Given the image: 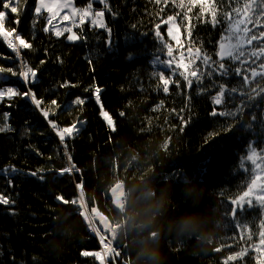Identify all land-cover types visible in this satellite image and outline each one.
<instances>
[{"label":"trees","instance_id":"1","mask_svg":"<svg viewBox=\"0 0 264 264\" xmlns=\"http://www.w3.org/2000/svg\"><path fill=\"white\" fill-rule=\"evenodd\" d=\"M75 1L78 8L91 3L93 9L104 12L110 36L80 19L68 27L80 40H67L70 32L56 36L53 31H44L49 24L47 11L35 16L38 0H26V4L21 0L19 25L9 16L5 28H16L32 48H21L17 57L0 38V67H12L18 73H0V87H15L21 93L30 89L42 101L39 109L25 96L4 98L0 103V127L12 129L0 132V195L10 201L0 203V264H100L93 255H82L102 250L84 207L87 205L91 215L97 208L111 220L113 229H118L112 219L111 188L117 182H135L153 171L161 184L176 180L174 198L181 210L188 208L181 193L182 177L188 175L210 191L206 202L219 205L225 213L217 241L200 257H194L190 242L169 239V264H225L228 256L242 249H247L246 254L227 264H264L259 236L264 231L260 226L263 207L245 204L241 213L239 206L232 204L254 176L247 156L253 148L264 151V78L251 75L253 70L264 72V56L257 59L248 55L253 49L259 51L256 41L245 44V57L234 63L223 62L230 69L240 67L247 81L230 70L228 78L214 74L210 80L205 74L201 84L194 81L191 88L179 76L185 69L176 67L184 62L188 71L199 67L206 72L200 60H193L197 49L212 61L219 60L220 42L229 34L224 31L227 24L221 14L237 7L236 0L231 4L229 0H214L221 20L216 27L205 22L210 14L200 17L199 4L189 12L188 0H184V7H177L180 0ZM169 16L180 27L181 49L168 35ZM157 24L164 43L172 47L176 75L168 68L157 69L153 63L159 56L168 59L166 53H160ZM248 27L264 31L261 26ZM22 62L36 71L33 83L26 85L19 76ZM159 73L170 80L168 93L162 91ZM219 85H223L225 97L215 105L212 97L219 94ZM96 87L101 89L100 103L112 117L115 131L100 114L101 107L94 98ZM77 98L85 99V103L76 104ZM41 109L48 111L47 119ZM213 111L232 115L212 116ZM48 120L60 128L75 123L79 132L66 137L62 144ZM64 144L79 171L60 175L68 166ZM33 172L37 176L31 175ZM112 239L113 251L119 256L108 263L127 264L132 251L127 240L117 235Z\"/></svg>","mask_w":264,"mask_h":264},{"label":"snow or ice","instance_id":"2","mask_svg":"<svg viewBox=\"0 0 264 264\" xmlns=\"http://www.w3.org/2000/svg\"><path fill=\"white\" fill-rule=\"evenodd\" d=\"M26 4V0H24ZM232 0H229V3L231 4ZM237 7L232 8L231 12H224L222 13V18L226 22L227 27L224 29L225 32L229 33V35L222 38L220 42V51L217 53L219 56L218 61H212L211 57H209L207 54L201 55L200 50H196V54L193 57V60H200L202 62V65L204 66L206 72H201L199 67H194L191 71H188L187 65H184L182 62L176 65L178 68H184L185 71L179 72V76L183 77L185 81V86L187 88H191L194 81L197 85H200L202 80L204 79L205 74H207V77L212 80L213 75H217L220 77L228 78L229 71L231 70L237 77H241L244 81H247L248 77L246 75H242L241 68L236 67L234 69H230L226 64L223 62L225 60H230L233 63L236 61H240L242 57H245V51L243 50V46L245 44L252 45L254 41L258 43L259 51L251 50L248 55L250 57H256L259 59V57L264 56V44H260V41H264V31H253L248 27V25L255 26H261L264 27V25H261V20L264 19V0H259V3H257V0H245V2L241 3V0H236ZM156 3H160V0H156ZM199 4L200 5V17L203 18L206 13L210 14V19L206 20L205 22L211 23L213 27H216L218 24H220L221 20L218 19L217 11H216V4L214 0H188V8L187 10L191 12L192 6H195ZM21 0H0V38H3L4 42H6L8 48H10L17 57L20 55L21 48L23 49H30L32 48V44H30L20 33L16 31V28H11L10 30H6L5 24L6 20L9 16H12V23L15 25H19L20 18L18 14V7H21ZM68 5L60 3L59 0H38V4L34 7V14L36 17H39L43 14L44 11H47L50 15L48 17V23L51 25L52 21L59 15L60 10H62L64 7H67ZM177 7H184V0H180V3L177 5ZM92 4L89 3L87 8L85 9H76L75 11L80 12V22L84 23L85 17L92 15L91 12ZM259 9V11H257ZM232 13H235L236 16L233 17ZM16 14V15H13ZM104 16V12H98L93 17L91 23L94 26H98L100 29L105 30L106 35L110 36L111 30L110 27H108L104 20L102 19ZM243 17V18H241ZM64 20H68L69 17L65 15L63 17ZM174 17L169 16L167 18V22H174ZM188 17L185 15V20H187ZM73 23H75L73 21ZM243 26V27H241ZM53 28H56L55 25H53ZM160 25H156L155 35L157 39L160 41L162 47L160 48V53H166V56L168 59H161L159 56V59L157 61L158 64L164 65L166 68H168L171 71L172 75H176L175 70L173 69V61L176 59L173 56V50L171 45L164 43L163 38L161 37V33L159 31ZM44 31H48V28H45ZM64 32H71V28H65L63 31L56 29L55 35L61 36ZM172 28H169V35H172ZM190 34V33H189ZM174 39L179 41V35L178 31L175 36H173ZM81 37L76 36L75 33L68 35L67 40L73 41V40H80ZM233 39L235 40V43H233ZM225 41H228L225 43ZM189 55L192 56L191 49H189ZM181 61L183 60V53L180 57ZM243 63V62H242ZM255 63V61H253ZM21 70L19 71V76L22 78L23 82L27 85L30 83H33L36 80V71L29 67L26 63H21ZM262 68H264V64L261 65ZM246 71V70H245ZM0 73H9L12 76H16L18 73L15 71L12 67H0ZM187 73V74H186ZM261 75L262 78H264V72L257 73L255 70L252 71L251 75L253 77L257 75ZM159 79L163 82L162 91L164 93L169 92V83L170 80L168 78H165L163 73L158 74ZM68 85H65L67 87ZM215 86V85H214ZM177 87H179V83L177 82ZM87 91V89H86ZM234 91V89L232 90ZM232 91L228 93L229 97L232 95ZM100 92L101 89L99 87L95 88L94 92V98L97 101V103L101 107V116L106 121L108 127L115 131L114 122L112 117L109 115L107 111L103 110V105L100 103ZM218 95H215L212 97L215 105H220L222 103V98L225 97V89L223 85L218 86ZM16 96H25L28 97L31 102L39 109L42 101L37 99L36 95L29 89L26 92L21 93L17 88L15 87H6V88H0V100H3L5 97H7L9 100L13 99ZM56 101L53 100L52 104H55ZM75 103L78 105H82L85 103V99L77 98L75 100ZM42 115L47 119L49 113L48 111H45L41 109ZM232 115V113H225L220 112L217 113L216 111H213L211 113L212 116L217 115ZM7 113L4 114V117L7 118ZM121 116L124 115L123 112L120 113ZM183 121V117H181ZM253 120L256 119L255 116L252 117ZM48 123L50 124L51 128L55 131L56 135L59 138V141L63 144L66 137L70 138L73 137L75 134H78L79 128H77V125L73 123L71 127H64L60 128L58 125L52 121L48 120ZM82 127V124H81ZM12 129L5 125L3 127H0V132L4 131H11ZM65 147V155L68 161V166L60 170L58 174L62 175L64 173L71 174L73 171H79L75 167L74 164H72V156L67 151V144H64ZM257 153L255 149H252V152L250 155L247 156V160L251 161L253 165L256 166L257 169H260V174H264V167H261L262 164H264V154L261 155V163H257L256 159ZM243 167V165H241ZM8 170L5 169L4 172H7ZM13 172L16 171V169H12ZM260 174L254 176L251 180V184L248 186L247 191L243 193L242 196H240L238 199L233 200V205H238L241 213L244 210L245 204L249 208L253 207V198H255V201L261 206L264 207V182L260 181ZM33 176H37L36 172L31 173ZM39 179L43 180L44 177L40 176ZM58 200L66 203L67 201L62 197L58 196ZM0 203L3 204H9L10 201L3 195H0ZM236 209H232L233 215H235ZM261 228L264 229V220H261L260 224ZM239 227V225H238ZM91 232L95 233L97 236H99L100 244L103 245V252H95V253H89V252H83L82 255L88 256L93 255L96 259L100 261V264H105V257L107 256H113L117 257L119 256V253L113 251L112 240L107 239V243H105L106 237L105 235H101L98 228H90ZM260 236V244L264 246V231H261L259 233ZM248 239H251V236L248 237ZM255 247V246H254ZM257 251H260V248L256 249ZM216 251H220L219 248L216 249ZM247 252V249H242L241 252L236 253L235 255H230L227 257V261L235 260L237 258H242ZM227 261L225 264H227Z\"/></svg>","mask_w":264,"mask_h":264},{"label":"clouds","instance_id":"3","mask_svg":"<svg viewBox=\"0 0 264 264\" xmlns=\"http://www.w3.org/2000/svg\"><path fill=\"white\" fill-rule=\"evenodd\" d=\"M175 183L170 179L161 184L153 171L121 186L123 195L113 205L112 219L119 225L113 231L132 249L127 264H169V239L190 242L194 257L202 256L217 241L225 213L219 205L206 202L210 191L195 177L184 175L181 193L188 208L181 210L174 198Z\"/></svg>","mask_w":264,"mask_h":264},{"label":"rangeland","instance_id":"4","mask_svg":"<svg viewBox=\"0 0 264 264\" xmlns=\"http://www.w3.org/2000/svg\"><path fill=\"white\" fill-rule=\"evenodd\" d=\"M98 1V0H97ZM101 2H104L105 0H99ZM60 3H63V4H66L68 5L67 7H64L62 10H60L59 12V15L52 21V24H48V30L50 31H53L55 33V30L56 29H59L61 31H63V29L65 28H68L70 26V23L73 24V21H77L80 19V16H81V13L80 12H77L75 11L76 9H81V8H78L77 5H76V1L75 0H59ZM87 8V7H86ZM82 9H85V8H82ZM91 12H92V15L90 16H87L85 17V20L84 21H92L93 17L95 16L96 13L98 12H101V11H96L95 9H91ZM48 13V12H47ZM72 13V14H71ZM49 14V13H48ZM50 15V14H49ZM67 15L69 17L68 20H64L63 17ZM105 22V24L107 25V22H106V19H105V16H103L102 18ZM166 24H167V27H168V35H169V28H172V35H169V37L171 38V40L173 41L174 43V46H177L178 49H181V40H182V34H181V30H180V27L178 25V22L174 19V22H167L166 21ZM53 25L56 26V28H53ZM94 26V25H93ZM95 27H98V26H95ZM99 28V27H98ZM177 31H178V35H179V41H177L176 39L173 38V36H175L177 34ZM65 33V32H64ZM74 31L71 30V32L69 33V35L73 34ZM229 35V34H228ZM77 36V35H76ZM73 41H76V40H73ZM228 41H225V43H227ZM233 43H235V40L233 39L232 41ZM159 58H155L153 60V63L155 65V67L159 70H163V69H167L164 65H161V64H158L157 61H158ZM184 64V62H182ZM6 87H10V86H5V87H0V88H6ZM7 98V97H5ZM2 100H0V103H1ZM114 122V121H113ZM78 128V126H77ZM257 153V156H256V159H257V163L260 164L261 163V155L264 154V151L263 152H256ZM252 167H253V173H254V176L260 174V169H257L255 165L252 164ZM261 167H264V164L261 165ZM253 176V177H254ZM260 181L261 182H264V174H260ZM124 183L123 182H117L115 185H113V187L111 188L110 190V195H111V198H112V203L113 205L114 204H118L119 203V199H120V196L123 195V192L120 191L121 189V186L123 185ZM251 184V183H250ZM247 191V190H246ZM253 198V203L257 204L259 206V204L255 201V198ZM86 205V203H85ZM238 206V205H237ZM85 209L83 210V212L87 215V219L88 221L90 222L92 228H99L98 224L96 223V221H94L93 218L89 217V209L87 207V205L84 207ZM264 209V207H263ZM96 210L101 214L102 218L106 220V222H111V220L105 216L104 214H102L97 208ZM85 215V216H86ZM107 226H109V228L111 229V225L105 223ZM104 225V224H102ZM101 228L104 230L105 228H103L101 226ZM106 243V242H105ZM111 247H113V243L111 245ZM114 250V248H113ZM101 252H103V245H102V250ZM114 257L113 256H107L105 257V264H109V259H113Z\"/></svg>","mask_w":264,"mask_h":264},{"label":"crops","instance_id":"5","mask_svg":"<svg viewBox=\"0 0 264 264\" xmlns=\"http://www.w3.org/2000/svg\"><path fill=\"white\" fill-rule=\"evenodd\" d=\"M72 14V13H71ZM92 215H94V217L96 218V220H98L99 224L105 228L104 230L105 231H109V233L112 232V229H113V224L112 222H106L105 219L102 218L101 214L96 210V209H93L92 210ZM105 223H107L108 225L110 224L111 225V229L109 228V226H107ZM104 224V225H102Z\"/></svg>","mask_w":264,"mask_h":264},{"label":"water","instance_id":"6","mask_svg":"<svg viewBox=\"0 0 264 264\" xmlns=\"http://www.w3.org/2000/svg\"><path fill=\"white\" fill-rule=\"evenodd\" d=\"M107 239H108V238H106V240H105L106 242H107Z\"/></svg>","mask_w":264,"mask_h":264},{"label":"bare ground","instance_id":"7","mask_svg":"<svg viewBox=\"0 0 264 264\" xmlns=\"http://www.w3.org/2000/svg\"><path fill=\"white\" fill-rule=\"evenodd\" d=\"M71 42H73V41H71Z\"/></svg>","mask_w":264,"mask_h":264},{"label":"built area","instance_id":"8","mask_svg":"<svg viewBox=\"0 0 264 264\" xmlns=\"http://www.w3.org/2000/svg\"><path fill=\"white\" fill-rule=\"evenodd\" d=\"M117 235V234H116Z\"/></svg>","mask_w":264,"mask_h":264}]
</instances>
